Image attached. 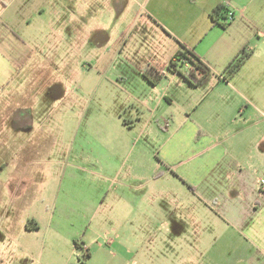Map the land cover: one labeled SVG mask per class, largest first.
Here are the masks:
<instances>
[{"label": "crops", "instance_id": "0c3cea01", "mask_svg": "<svg viewBox=\"0 0 264 264\" xmlns=\"http://www.w3.org/2000/svg\"><path fill=\"white\" fill-rule=\"evenodd\" d=\"M30 1L0 0V94L10 90L14 78V92L19 93L25 85L19 81L21 70L34 53L31 45L41 47L49 36L46 23L32 36V32L26 33L27 37L17 32L21 28L34 30L28 15ZM128 1L139 8L136 15L145 31V60L151 62L145 70H159L165 82L151 84L144 79L147 86L159 89L155 103L133 94L128 99L135 107L127 123L131 132L127 141L133 142V147L117 154L120 167L115 166L113 179L133 188L135 195L125 196L118 206L120 230L96 229L95 241L81 239L89 210L83 201H51L45 196L27 200L24 195L29 184L23 177L21 182L9 184L16 197L0 199V264H264V0ZM218 5L233 14L225 28L213 24L210 16ZM63 22L58 20V26ZM180 43L192 48L210 69L196 87L177 73L167 76L162 72ZM243 49L250 55L240 69L228 80L219 77ZM199 86L205 87L203 93H196ZM176 100L181 103L180 117L165 110L166 119L159 117L165 130L154 121L159 151L151 158L137 144L141 139L148 141L145 129L134 131L147 120L141 116L142 109L151 117L157 114L158 103L170 107ZM7 104L11 128L24 137L34 123L29 103L23 104L18 97L11 108ZM18 183L22 192L17 190ZM181 192L182 202L192 205L197 201L203 205V213L179 208L177 195ZM162 203L170 205L168 215L175 214L169 225L157 228L166 234L164 244L172 246L174 238L186 233L203 236V263L194 261L195 246L164 248L163 256L171 259L157 255L145 262L140 240L166 212ZM186 219L187 229L178 223ZM75 241L90 253L82 263ZM98 252L100 259L95 260Z\"/></svg>", "mask_w": 264, "mask_h": 264}, {"label": "rangeland", "instance_id": "374dc122", "mask_svg": "<svg viewBox=\"0 0 264 264\" xmlns=\"http://www.w3.org/2000/svg\"><path fill=\"white\" fill-rule=\"evenodd\" d=\"M130 5L128 0H31L28 15L34 30L21 28L17 32L24 37L32 32V36L39 25L46 23L49 36L41 47L31 45L34 53L21 70L19 81H25V85L19 88V93L14 92V78L7 88L10 90L0 94V199L16 197L9 184L21 182L23 177L29 184L24 195L27 200L41 196L51 201L81 199L89 209L81 226V239L91 237L95 241L96 229L120 230L118 206L125 196L134 198L135 195L133 188L113 179L115 166L120 167L117 154L133 147V142L127 141L131 133L127 123L135 107L128 99L133 94L149 97L155 103L160 94L159 89L147 86L144 80L152 77L151 69L145 70L151 62L145 60V31L140 28L141 20L136 15L140 14L139 8L134 2ZM58 20L64 21L61 26ZM168 63L162 71L167 76L170 74ZM164 78L162 75L160 82H165ZM204 90V86L195 89L196 93ZM19 94L23 104L29 103L34 121L32 130L24 137L15 134L7 119L11 112L7 102L11 108ZM180 104L176 100L169 107L160 102L157 114L151 117L142 109L141 116L147 120L134 131L145 129L148 141L141 139L137 144L149 157L155 159L159 151L156 141L159 133L154 121L163 124L165 130L166 124L159 117L165 110L180 117ZM17 190L22 192L19 183ZM151 191L149 197L153 195ZM183 197L182 192L177 195L179 208H195L197 213H203L202 204L182 202ZM161 209L166 212L156 218L158 221L153 222L140 240L143 247L139 251L145 262L153 257L157 259V255L163 256L164 248L169 251L177 246H195L194 261L203 263V236H193L190 232L174 238L172 246L164 244L166 234L157 228L169 225L175 214L168 215L170 205L166 203H162ZM112 214L115 216L109 220ZM178 223L187 229L188 219ZM215 244H219L218 238ZM100 256L98 252L95 260ZM171 258L163 256L164 260Z\"/></svg>", "mask_w": 264, "mask_h": 264}, {"label": "trees", "instance_id": "16d2710c", "mask_svg": "<svg viewBox=\"0 0 264 264\" xmlns=\"http://www.w3.org/2000/svg\"><path fill=\"white\" fill-rule=\"evenodd\" d=\"M228 10L223 5H218L210 14L213 24H218L225 28L229 22L226 21ZM250 52L245 49L241 50L226 66L220 74L224 80H228L240 69L244 61L249 57ZM185 64L187 66H185ZM167 69L170 73H177L182 76L185 81L193 86H198L205 77L210 73L209 67L200 59L197 53L184 44H179V50L173 55L169 61ZM152 77L148 79L151 84H156L162 77V73L156 69L151 71ZM36 227V224L33 225ZM75 249L80 254L81 263L89 258L90 253L85 250L81 242L75 241Z\"/></svg>", "mask_w": 264, "mask_h": 264}, {"label": "built area", "instance_id": "2783aa9c", "mask_svg": "<svg viewBox=\"0 0 264 264\" xmlns=\"http://www.w3.org/2000/svg\"><path fill=\"white\" fill-rule=\"evenodd\" d=\"M226 16H227V19H226L227 22H230L233 19V14L231 11H228ZM185 66L187 65L185 64Z\"/></svg>", "mask_w": 264, "mask_h": 264}]
</instances>
